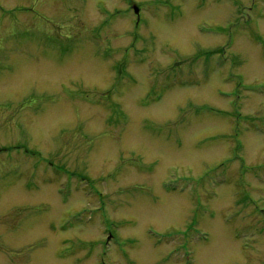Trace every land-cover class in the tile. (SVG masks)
I'll use <instances>...</instances> for the list:
<instances>
[{"label": "rangeland", "instance_id": "obj_1", "mask_svg": "<svg viewBox=\"0 0 264 264\" xmlns=\"http://www.w3.org/2000/svg\"><path fill=\"white\" fill-rule=\"evenodd\" d=\"M0 264H264V0H0Z\"/></svg>", "mask_w": 264, "mask_h": 264}, {"label": "water", "instance_id": "obj_2", "mask_svg": "<svg viewBox=\"0 0 264 264\" xmlns=\"http://www.w3.org/2000/svg\"><path fill=\"white\" fill-rule=\"evenodd\" d=\"M134 11H135V12H138V9H137V7H135V6H134Z\"/></svg>", "mask_w": 264, "mask_h": 264}, {"label": "flooded vegetation", "instance_id": "obj_3", "mask_svg": "<svg viewBox=\"0 0 264 264\" xmlns=\"http://www.w3.org/2000/svg\"><path fill=\"white\" fill-rule=\"evenodd\" d=\"M128 7H129V5H128ZM120 74H118V76H119ZM121 77V76H120Z\"/></svg>", "mask_w": 264, "mask_h": 264}]
</instances>
